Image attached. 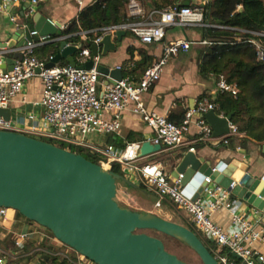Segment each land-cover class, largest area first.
I'll return each instance as SVG.
<instances>
[{
    "label": "built area",
    "instance_id": "2783aa9c",
    "mask_svg": "<svg viewBox=\"0 0 264 264\" xmlns=\"http://www.w3.org/2000/svg\"><path fill=\"white\" fill-rule=\"evenodd\" d=\"M47 1L0 0V13L6 15L18 29H26L28 25L19 24L16 14L13 13V7L16 4H28L24 18L29 20L35 16L39 8L46 5ZM144 1L129 0L127 14L131 21L97 30L101 36L94 41L98 44L105 35L116 37L117 32L123 30L133 33L143 44H163L162 56L143 73L139 80L126 77L121 81L114 80V83L108 85L100 83L98 65L101 58L100 55L94 56L88 46V36L94 31L80 32L78 35L81 42L75 45L68 44L79 48L80 65L77 66H83L88 61L94 62V67L89 70L59 63L49 68L48 64L54 62L55 56L50 55L43 59L36 53L38 49L50 43L66 42L72 35L55 38L31 29L32 41L23 47H5L0 42V109L11 108V103L23 93L28 81L39 78L43 83L42 97L39 101L28 102L27 99H23L22 103L27 105V109L18 108L15 113L12 110L10 121L0 117V131L25 135L30 133L36 136L41 134L69 145L88 148L102 156L100 164L102 167L111 170L113 164H120L124 176L134 183H140L137 175L139 172L152 188L150 191L158 193L161 200L168 198L184 210L190 217V222L197 226L210 242L213 241L218 246V253L213 256L219 264H264V249L261 248L264 247V212L233 194L236 187H244L247 184L249 175L240 180H233L229 188L215 184L210 177H207L208 185L203 193L197 199H193L186 196L180 186L182 174L178 178L174 177L171 173H167L159 162L137 165L140 160L139 151L145 141L161 145L166 149L186 148V151L195 152V148L188 147L192 125L199 130V142H210L214 139L213 129L203 116L210 111L217 113L220 110L218 104L204 98L195 107L186 111L181 125H176L167 117L148 111L143 100L144 95L161 79L170 57L187 53L196 44L192 41L165 43L167 30L173 27H211V25L204 21V5L207 0L194 7L177 4L152 13L159 15L157 20L152 16L150 19L145 18ZM77 2L82 5L80 0ZM68 27L60 26V30L65 31ZM252 34L264 38L263 32ZM249 43L256 48L258 59L264 60V42L250 40ZM202 44L210 43L204 41ZM18 53L22 55V59H15L13 69L6 70L4 65L9 59H14ZM100 85L103 88L101 97ZM217 87L219 93L230 92L233 95L238 93L237 88L228 84L223 76L219 78ZM129 106H132L135 114L142 117L154 132V137L131 142L124 150L112 145L104 148L93 147L92 138L95 140L100 135H111L120 130L122 114ZM107 114L111 116L110 120L105 119ZM219 116L228 117L223 113ZM239 135L238 127L230 122V133L222 138L223 143L229 145L228 138ZM219 210H227L230 213L231 230H226L213 221V214ZM11 211L1 207L0 222L7 220ZM31 237V234L27 233L19 235L14 241L16 251L0 249V264H10L11 261L22 256ZM65 257V264H81ZM90 263L94 264L91 261Z\"/></svg>",
    "mask_w": 264,
    "mask_h": 264
},
{
    "label": "water",
    "instance_id": "95a60500",
    "mask_svg": "<svg viewBox=\"0 0 264 264\" xmlns=\"http://www.w3.org/2000/svg\"><path fill=\"white\" fill-rule=\"evenodd\" d=\"M34 21L35 29L42 35H58L59 26L42 14H37ZM30 31V28L18 29L12 40L2 46H25L32 41ZM20 36H23L21 41ZM125 36L123 30L117 32L115 39L105 35L98 44H91L92 54L106 57L116 52ZM78 51L77 46L61 42L54 62L48 67L66 60L73 67L93 68V61L77 66L75 55ZM17 58L21 60L22 55L18 53L14 59H9L4 68L12 70ZM98 71L109 79L107 85L124 78L120 68L99 64ZM0 117L10 121L12 109H0ZM203 117L212 127L215 138L230 133L232 115L223 118L210 111ZM163 150V146L145 141L139 158ZM262 151L264 153V144ZM174 160L171 174L176 178L183 175L180 186L184 194L193 199L203 193L208 185L207 177L225 188H229L233 180H239L235 177L239 169L236 162L212 164L190 151L177 154ZM119 181L131 189L141 190L140 185L124 175L106 170L81 154L22 133L0 131V208L17 211L48 229L57 241L94 264H189L169 252L163 239L146 231H156L183 242L198 255L202 264H219L198 235L186 226L154 213L120 206L116 201ZM233 194L264 212V178L250 176L247 184L236 187Z\"/></svg>",
    "mask_w": 264,
    "mask_h": 264
},
{
    "label": "crops",
    "instance_id": "0c3cea01",
    "mask_svg": "<svg viewBox=\"0 0 264 264\" xmlns=\"http://www.w3.org/2000/svg\"><path fill=\"white\" fill-rule=\"evenodd\" d=\"M80 1L82 2L81 6L78 4L77 0H48L46 5L39 8V11L35 16L37 14H42L44 17L59 26V28L60 26H70L86 7L91 6L100 0ZM205 1L206 0H178L177 4L194 7L205 3ZM158 4L162 5V1L158 0ZM143 7L145 18L150 19V16H152L155 20L159 19L158 14L153 15L152 13L161 10L154 6L151 0H145L143 2ZM168 7H170V5L162 8V10ZM13 9V13L16 14L20 25L27 24L28 28L35 29L36 23L34 19L32 21L33 28H31V24H29L28 20H25L24 18V12L28 9L27 4H16ZM202 28L203 27H173L167 30L165 43L192 41L196 44L192 46L189 52L181 53L177 57H170L168 64L163 70L161 79L144 95L143 100L149 112L157 113L158 115L169 119L170 115L173 113L183 110L187 111L188 109L195 107L200 101V97L203 95H205L207 99L210 97L215 99L220 94L217 87L219 78L212 77L205 80L201 78L199 74V54L200 50L205 46L202 42L206 41L201 31ZM17 30L18 28L16 25L12 24L6 15L0 13V42L2 44L10 42ZM61 32L62 30L59 29L58 34ZM115 38L116 37H114V39ZM22 39L23 36H20L19 41ZM67 43L71 44L69 42ZM143 53H146L151 57L153 59L152 63H154L162 56L163 44H143L133 33L126 31V36L123 37L117 51L108 54L106 57H100V64L111 69L121 68L124 78L131 77L133 80H139L141 77L137 79V76L140 75L141 70H138L137 66L143 58ZM78 56L79 51L75 55V60L76 63L80 65V63H78ZM44 59H46V57ZM59 64L69 65L66 60H62ZM108 80L107 77L100 75V83H106ZM42 92L43 83L41 79L36 78L28 81L23 93L11 103V108L14 113L18 108L20 110L27 109V105H23L22 103L23 99H27L28 102L39 101L42 97ZM102 92L103 88L100 85V97ZM132 109V106H129L123 112L121 128L119 131L111 135H100L99 137H96L95 140L92 138V146L103 148L107 145H112L117 149L124 150L127 144L131 142L143 141L154 137V132L143 121L142 117L135 114ZM217 114L220 115V112H217ZM105 119L110 120L111 116L107 114L105 115ZM198 133V128L195 125H192L188 137V147L195 148V152L198 156L206 158L211 161L212 164H217L222 161L228 164L233 162L238 163L239 169L235 177L239 180L246 173H249V175L255 179L264 178L263 145L249 144L247 149H244L238 142L237 138L239 136H234L237 140L231 141L229 145L223 143V137L219 139L214 137L210 142L203 143L198 141ZM239 148H241V150ZM186 150V148L172 150L164 148L162 152L140 159L139 161L149 160L152 162H159L165 167L163 161L160 160V158L165 157L168 160L167 162L172 165L170 171V173H172L175 166L174 158L177 154ZM136 184L140 185L141 190L133 189L135 192L140 191L144 195L153 194L149 189L142 188L141 183ZM124 185L127 187L126 184ZM156 197L157 199L155 200L156 203L154 206L150 204L144 205V208L131 209L142 213H154L157 215L155 209H161L162 207L160 208V205L164 206L165 200H161L160 196ZM212 219L224 229L231 230V215L227 210H219L215 212ZM26 233L31 234L32 236L31 241L27 243V245H33L31 251L27 253L22 252V256L14 259L10 264H41L42 262L48 261L49 257L45 256V253L32 257L31 255L34 251L41 250L42 244L51 245L53 242L56 243L57 240L46 235L34 224V222L29 221L17 211L12 210L7 220L0 222V249L7 251V249H10V246L14 244L15 239L19 235ZM14 246L15 245H13V248ZM261 248L264 249V247ZM10 250H12V247ZM46 252H48L47 255L49 256L59 257L58 253L54 251ZM59 262L62 264L64 260H60Z\"/></svg>",
    "mask_w": 264,
    "mask_h": 264
},
{
    "label": "trees",
    "instance_id": "16d2710c",
    "mask_svg": "<svg viewBox=\"0 0 264 264\" xmlns=\"http://www.w3.org/2000/svg\"><path fill=\"white\" fill-rule=\"evenodd\" d=\"M151 1L159 10L167 5H177L178 2V0H161L162 5H159L158 0ZM128 2L129 0H100L86 7L69 28L55 38L72 35L66 41L75 45L81 42L78 33L94 31L88 36V46H91L101 36L97 30L131 21L127 14ZM31 19L33 21L34 17ZM204 21L211 25L201 30L204 39L210 44L203 46L200 50L199 74L205 80L223 76L228 84L235 86L238 90L237 95L224 92L215 99L211 97L208 99L219 105L218 112L233 116L232 123L239 129L240 135L237 139L242 148L247 149L249 144L261 146L264 144V60L258 59L257 50L249 41L264 42V38L252 34L253 32L264 33V0H207L204 5ZM60 45L61 42L50 43L38 49L36 53L43 59L50 55L56 56ZM152 62L153 59L143 53V58L137 66V69L141 70L137 79L153 64ZM204 98H206L205 95L201 96L200 100ZM185 113L184 110L173 113L169 120L176 125H181ZM228 139L230 142L237 140L233 136ZM66 145L63 143L57 146L81 154L95 164H101L102 156L99 153L84 147ZM111 170L116 174L124 175L120 164H113ZM183 225L191 229L188 224ZM168 238L180 242L171 237ZM13 245L11 251H16ZM32 246L28 244L23 252H30ZM52 248V245L42 244L41 250L34 251L31 257L43 253L47 255L46 251H53L54 248ZM59 261V257L51 256L48 261L41 264H60Z\"/></svg>",
    "mask_w": 264,
    "mask_h": 264
},
{
    "label": "rangeland",
    "instance_id": "374dc122",
    "mask_svg": "<svg viewBox=\"0 0 264 264\" xmlns=\"http://www.w3.org/2000/svg\"><path fill=\"white\" fill-rule=\"evenodd\" d=\"M29 24H31V28L32 27V19L28 20ZM52 131V129H51ZM50 131V132H51ZM55 132V131H54ZM26 135L46 141V142H52L55 145H61L65 142L60 141L58 139H54L51 138L49 136H44V135H31L30 133H26ZM67 144V143H65ZM69 144H67L66 146H68ZM77 147V146H76ZM79 148V147H77ZM104 148V147H103ZM163 157L160 158V160L163 161L164 165H165V169L167 173H170L172 165L169 164L167 161V159ZM142 162V163H141ZM152 161H139L137 162L138 166H142L144 164L150 163ZM137 175L140 178V183L141 185L146 188V189H152L147 181L142 177V175L138 172ZM118 185V193H117V198L116 201L118 202V204L120 206L123 207H127V208H144V205H150L152 204V206L155 205L156 203V199L159 195L158 193L156 194L155 191H152L153 194L150 195H144L142 192L137 191L135 192L133 189H129V187L127 188L123 182H117ZM164 206L160 205L161 209H155V212L157 213V215H159L160 217L170 220V221H175L176 223H179L181 225L183 224H188L189 227H191L192 230H194V232L198 235V237L204 242V244L210 248L211 253L216 256L218 253V246L215 243H211L210 240L207 239V237L204 236V234L197 228V226H195L193 223L190 222V217L185 213L184 210L180 209L176 204H174L172 201H170L168 198H164ZM14 211V210H13ZM38 228H40L46 235L50 236L51 238L55 237L53 236V234L46 228H43L41 226H39L38 224L34 223ZM147 234L152 235V236H156V237H160L161 239L164 240L165 244H166V248L169 252L176 254L180 259H184L185 261H187L189 264H202L200 258L198 257V255L192 250L190 249L186 244L178 242V241H174L168 237H166L165 235L158 233L156 231H146ZM53 246V251L58 253L60 260H66L67 256L68 258L81 263V264H92L90 263V261H88L87 259H84L80 254H78L77 252H75L74 250H72L71 248L65 246L64 244H62L61 242L57 241L56 243L53 242L51 244ZM12 246H10L11 249ZM10 249H7V251H11ZM45 255V254H44ZM48 257H51L49 255H45ZM54 257V256H52Z\"/></svg>",
    "mask_w": 264,
    "mask_h": 264
}]
</instances>
